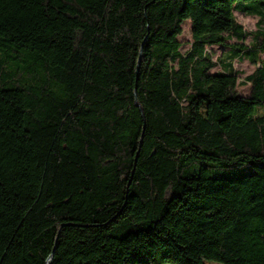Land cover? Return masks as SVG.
Here are the masks:
<instances>
[{
	"label": "trees",
	"instance_id": "1",
	"mask_svg": "<svg viewBox=\"0 0 264 264\" xmlns=\"http://www.w3.org/2000/svg\"><path fill=\"white\" fill-rule=\"evenodd\" d=\"M236 11L264 0H0V264H264V28Z\"/></svg>",
	"mask_w": 264,
	"mask_h": 264
},
{
	"label": "rangeland",
	"instance_id": "2",
	"mask_svg": "<svg viewBox=\"0 0 264 264\" xmlns=\"http://www.w3.org/2000/svg\"><path fill=\"white\" fill-rule=\"evenodd\" d=\"M236 20L238 23L243 25L244 29L249 33L248 36L240 42L243 45H250L253 42V38L255 33L261 29L264 28V21H261V19L258 16L248 15L240 11L235 12ZM183 34L180 37L181 41L183 42V51L187 50L190 46L191 42V33H190V22H185L183 26ZM236 39L233 38L230 41V44H235ZM229 46H213L211 48V53L213 59L216 61L217 59H220L221 57H224L228 52ZM259 58L261 60H264V54L259 53ZM258 63L252 62L247 57L243 59H235L233 61L234 69L238 73L239 81H242L246 75L251 73L258 65ZM221 67L220 65H217L212 71H220ZM238 90L243 95H248L250 86L245 85H239ZM206 264H221L216 261H206Z\"/></svg>",
	"mask_w": 264,
	"mask_h": 264
}]
</instances>
